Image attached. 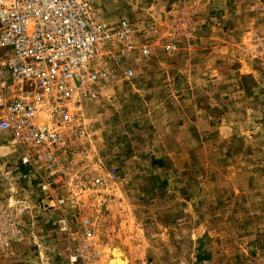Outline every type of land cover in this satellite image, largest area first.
Masks as SVG:
<instances>
[{"label":"rangeland","instance_id":"rangeland-1","mask_svg":"<svg viewBox=\"0 0 264 264\" xmlns=\"http://www.w3.org/2000/svg\"><path fill=\"white\" fill-rule=\"evenodd\" d=\"M93 6L136 51L50 168L0 132V264H264V0Z\"/></svg>","mask_w":264,"mask_h":264},{"label":"built area","instance_id":"built-area-1","mask_svg":"<svg viewBox=\"0 0 264 264\" xmlns=\"http://www.w3.org/2000/svg\"><path fill=\"white\" fill-rule=\"evenodd\" d=\"M133 33L127 21L102 24L93 0H0V132L12 137L26 172L51 167L81 103L114 79L109 65L135 53Z\"/></svg>","mask_w":264,"mask_h":264},{"label":"bare ground","instance_id":"bare-ground-1","mask_svg":"<svg viewBox=\"0 0 264 264\" xmlns=\"http://www.w3.org/2000/svg\"><path fill=\"white\" fill-rule=\"evenodd\" d=\"M41 123L44 126L47 125L48 122H47L46 117H43V119L41 120ZM106 252H107V254H106L107 255V264H124V262L126 261L125 258L123 261V259L120 257V255H117V254H115L113 257L110 256V250H107Z\"/></svg>","mask_w":264,"mask_h":264}]
</instances>
